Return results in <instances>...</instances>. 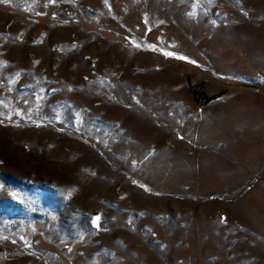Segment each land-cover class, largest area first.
I'll list each match as a JSON object with an SVG mask.
<instances>
[{"label":"rangeland","instance_id":"obj_1","mask_svg":"<svg viewBox=\"0 0 264 264\" xmlns=\"http://www.w3.org/2000/svg\"><path fill=\"white\" fill-rule=\"evenodd\" d=\"M0 264H264V0L0 2Z\"/></svg>","mask_w":264,"mask_h":264},{"label":"snow or ice","instance_id":"obj_2","mask_svg":"<svg viewBox=\"0 0 264 264\" xmlns=\"http://www.w3.org/2000/svg\"><path fill=\"white\" fill-rule=\"evenodd\" d=\"M0 2H7V0H0ZM99 220V217L96 218V221Z\"/></svg>","mask_w":264,"mask_h":264},{"label":"trees","instance_id":"obj_3","mask_svg":"<svg viewBox=\"0 0 264 264\" xmlns=\"http://www.w3.org/2000/svg\"><path fill=\"white\" fill-rule=\"evenodd\" d=\"M207 99H209V98H207Z\"/></svg>","mask_w":264,"mask_h":264}]
</instances>
